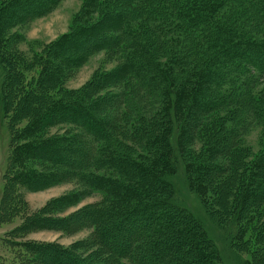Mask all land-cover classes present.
<instances>
[{"label":"trees","instance_id":"obj_1","mask_svg":"<svg viewBox=\"0 0 264 264\" xmlns=\"http://www.w3.org/2000/svg\"><path fill=\"white\" fill-rule=\"evenodd\" d=\"M132 1L125 0V3L130 7ZM251 1L262 11L264 0ZM192 2L193 5L194 2L198 4L195 7L197 12L199 9L211 12L221 8L218 0ZM56 4V0L0 2V66L4 71L0 85V114L8 119L11 132V152L0 190V223L19 220L3 239L15 254L12 257L16 258L15 262H8L0 256V264H83L84 260L80 261V257L78 262L74 255L57 245L30 243L25 239L33 232L53 228L68 232L66 227L61 226L67 221L52 214L61 210L66 201H58V207L46 205L31 215L19 191L21 188L37 189V183L58 177L80 180L90 190L100 193L102 201L99 206L87 209L81 218L86 217L89 220L87 224L95 225L103 241L108 239L113 228L126 230L130 236L126 245L138 252L133 257L138 256L142 263L149 259L151 264H222L204 222L173 195L171 179L180 169L178 167L183 170L193 199L200 202L211 219L230 217L225 212L228 198L221 204L217 202L222 192L232 190L240 194L239 214L236 213L234 220L228 223L224 233L226 235L228 230L236 232L232 243H235L237 253H245L249 249V259L238 261L239 264H264V219L256 223L251 237L244 238L242 231L245 225H252V216L258 212L260 205H264V160L259 162L256 171L253 169V173H248L246 164L233 169L215 163L217 159L229 157V149H232L228 143L208 142L222 128L219 124L222 120L214 117L215 113L226 106H236L237 102L225 91L217 97L204 93V88L209 91L217 87L218 80L211 72L212 67L206 68L201 77L192 82V90L187 84L186 89H179L176 93L170 73L177 62L172 64L169 53L163 56L162 61L159 60L154 46L139 39L141 31L136 24L130 23L121 9L108 11L95 20L87 15L84 17L87 22L76 19L75 23L79 22V25L44 47L40 54L29 56L18 49V43L23 40L13 32V27L22 25L27 19L32 21L43 16ZM136 6L131 10L140 11V4ZM97 53H105L109 62L120 60L121 64L103 75L95 74L78 91L64 88V81L71 77L73 71ZM216 54L229 61L236 59V65L245 75L250 76V71H256L264 76L262 43H240L228 38L227 44ZM28 70L35 71L36 77L26 76ZM161 83H165V87L160 108L146 119L139 109L140 98L135 104L137 107H134L127 97L139 92V89L149 97L153 91L160 92ZM120 84L123 88L120 94H112ZM136 84L138 87L134 88ZM196 97L198 101H195ZM134 109L136 112H133ZM193 109L195 113L191 111ZM208 119L212 120L211 123ZM181 120L184 122L180 123ZM65 124L68 129H79V133L68 137L70 130H67V134L60 137L48 132L53 126ZM189 125L191 129H196L200 140L197 143H201L202 148L209 147L205 151L206 165L199 162L200 153L182 152V140L185 138L190 142L194 138L192 135L187 137V131H184ZM154 128L160 129V137L153 136ZM146 130L150 136L141 145L146 153L149 151L154 155L149 167L146 164L147 154L143 156V152L139 151L132 155L136 147L140 149L139 143ZM219 137L230 141L224 133ZM217 151H224V155L219 157ZM68 155L77 157L76 162L67 161L65 158ZM194 159L198 164L193 163ZM37 168L45 172H42L44 176L33 173ZM204 184L212 194L208 201L201 197ZM179 187H182L181 183ZM166 190L171 193L164 192ZM124 203L128 208L124 207ZM145 214L150 217H145ZM98 217L104 220L101 222ZM240 222L244 225L237 226ZM219 227L223 232V228ZM103 241L99 246L102 249L106 248ZM95 248L98 249V246ZM98 253L100 255V250ZM117 253L114 250L105 252L100 263L112 264V257L117 258ZM86 259L91 260L90 264L96 263L92 258Z\"/></svg>","mask_w":264,"mask_h":264},{"label":"rangeland","instance_id":"obj_2","mask_svg":"<svg viewBox=\"0 0 264 264\" xmlns=\"http://www.w3.org/2000/svg\"><path fill=\"white\" fill-rule=\"evenodd\" d=\"M9 1L11 0H0L2 3ZM192 1L134 0L130 2L129 7L125 3V0H56L57 4L52 10L49 9L46 14L35 20L31 21V19H27V22L22 25L13 27V32L23 40L21 43H18V49L26 52L29 56L34 53L40 54L44 47L51 45L52 42L67 34L73 27L79 25V22L75 23L76 19L79 18V21L87 22L84 19L87 15L90 19L95 20L100 19L108 11L121 9L122 13L128 17L130 23L136 24L135 26L141 31L139 39L154 46L158 52L159 60L162 61L164 59L163 56H167L169 53L172 57V64L174 61L175 64L177 62L176 66H172L170 73V79L174 84L173 89L177 91L176 93L179 92V89H186L185 85L187 84H189V90H192V82L201 77L206 68L212 67L211 72L215 73V78L218 80L217 87L209 89V91L204 88V93L217 97L218 94L222 95L225 91L235 98L237 102L236 106H226L227 108L220 109L215 113L216 116L214 117L222 120L219 123L222 125V128L221 130H217L219 134L209 138L208 142L209 144L228 143L227 145L232 147V149H229V157H224L222 160L217 159L215 163L218 165L220 163L224 164V167L231 166L233 169L236 166L246 164L248 173H253V169L256 171L259 162L262 159L264 160V76L256 71H250V76L245 75V73L243 74L236 65L238 62L236 59L229 61L224 56L220 58L219 54H216V51L227 44L228 38L230 41L235 40L240 43L254 42L264 44V7L260 11L259 6L251 0H218L221 4L220 9L212 10L211 12L199 9L197 12L195 7L198 4L194 2L195 5H193ZM139 4L140 11L131 10ZM156 8L157 10L154 11ZM185 12L189 14H185ZM177 24L179 26L176 27ZM106 58L105 53H97L88 57L80 68L75 69L71 77L64 81L63 87L69 91H78L85 87L95 74L103 75L111 70L113 71L118 63L121 64L120 60L109 62ZM35 73V71L31 72V70H28L26 76L30 78L36 77ZM3 77L4 71L2 66H0V85ZM36 80H33V82ZM164 84L161 83L160 92L153 91L149 97L143 95L139 89V92L129 95L127 98L130 99L134 107H137L135 104H137L136 102L140 98L139 109L145 115L144 117L149 119V114L160 108ZM133 85L134 83H132V87ZM135 87H138L137 84ZM122 89V85L120 84L113 90L112 94H120ZM103 93L104 91L101 92V94ZM195 101H198L197 97ZM191 111L195 113L194 109ZM133 112H136V110L134 109ZM214 119L215 121L217 120L216 118ZM210 120L208 119L209 123H211ZM181 122L184 121L181 120ZM213 123L215 122H212V125H215ZM67 127V124L56 125L51 127L48 132L50 131V134L53 136L60 137L65 136L67 130H70L68 137L76 136L79 133V129L76 131V129H68ZM184 131H187V137L192 135L194 138L190 142L185 138L182 140L180 144L182 152H187L188 154L200 153L201 161L199 162L206 165L207 153L205 151H208L209 147L202 148L201 143H197L199 138L195 128L191 129L189 125ZM222 133L227 135L230 141L222 137L217 138ZM149 136L150 133L146 130L145 135L142 136V140L139 143L140 149L139 146L136 147L132 154L135 156L139 151L143 152V156L147 154L146 159L148 162L146 164L148 167L151 166L154 155L149 151L146 153L145 147L141 144ZM153 136L160 137V129L154 128ZM10 137L11 132L9 130L8 119L0 114V190L2 189V176L11 152ZM221 139L223 140L221 141ZM84 142L88 144L87 140H84ZM93 148L95 149L96 146L94 145ZM217 152H219V157L224 155V151ZM65 159L76 162L77 157L68 155ZM193 163L198 164V161L194 159ZM179 168L181 169V167ZM180 169L171 179L175 188H173L175 192L173 195H176L179 203L185 206L192 214H195L197 218H200L202 223L204 222L203 224L208 229L207 231L213 241L212 244H215L214 248L219 260L222 264H239L238 261L243 262L248 260L249 255L247 252H249V249L245 253H237L234 250L235 243H232V241L236 238V232L228 230L226 235L224 233L228 223L234 220L233 218L236 217V213L239 214L240 194L232 190L222 192L217 202L221 204L222 201L225 202V199L228 198L225 212L230 217L220 216L219 220L211 219L202 206H200V202L193 199V193L188 191L183 170ZM42 172L40 168L33 171V173L40 175V177L45 174V172H43L44 174ZM234 181L236 180L234 179ZM180 183L182 184L181 188L179 187ZM37 185V189L27 190L21 188L19 190L27 206L28 213L34 215V213L40 211L46 205H50V208L53 206L58 207L60 206L57 205L60 204L57 203L58 201H66L65 206L61 210L53 211L52 214L55 218L61 217L63 221H67H64V224L61 226L62 228L66 227L68 232L63 233L62 230L57 228L47 231H36L25 237L30 243L39 242L57 245L59 248L68 251L69 254L74 255L78 262L80 257V261L84 260L83 264H90L91 260H87L86 258H92L96 262L95 264H102L100 263V259L104 256L105 252L111 250L118 251V257H112V264H149L151 262L148 259L142 263L141 260H138V256L133 257L138 252L132 251V248L126 245V243H129L127 242L128 238H130L126 230L120 231L118 227H116L117 229L113 228L110 231L108 239L103 241L104 239L100 238L95 225H92V223L87 224L89 220L86 217L81 218V214H84L87 209L89 210L94 207L96 209L99 206L98 204L102 201L100 193L90 190L83 182L77 179L48 178L41 184L37 183ZM204 186V189L201 190V197L206 198L208 201L212 194H210V189L205 184ZM164 192L171 193L168 190ZM163 194L165 196V193ZM123 205L125 208H128L126 203ZM263 207L264 205H260L257 209L258 212L252 216V225H245L242 228L244 238L251 237L252 229L256 223L259 219H264ZM144 216L147 217L149 215L145 214ZM76 220H79L81 224ZM102 220L104 219H99L101 222ZM18 222L19 220L11 223H0V256L6 258L8 262L11 260L15 262L16 258H12L15 254L3 239L6 237V233L14 228ZM243 225L240 222L237 226ZM219 226L223 228V232L219 230ZM137 233L138 231L135 232V234ZM117 234L120 236L119 238L118 236L116 237ZM100 241L105 242L106 248L102 249L99 247L100 244H103ZM123 244L125 247H122ZM95 246H98V249ZM130 247H133V245ZM99 250L100 255L98 253Z\"/></svg>","mask_w":264,"mask_h":264}]
</instances>
